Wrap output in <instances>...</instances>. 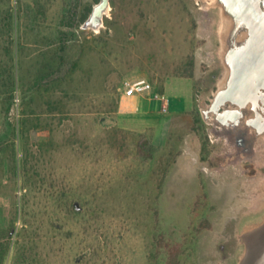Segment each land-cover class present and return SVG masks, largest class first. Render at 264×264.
<instances>
[{
  "label": "rangeland",
  "instance_id": "1",
  "mask_svg": "<svg viewBox=\"0 0 264 264\" xmlns=\"http://www.w3.org/2000/svg\"><path fill=\"white\" fill-rule=\"evenodd\" d=\"M235 1L109 0L76 28L66 15L98 3L0 0L4 264H157L162 233L183 264H254L264 45ZM137 77L171 96L169 112H129L123 82Z\"/></svg>",
  "mask_w": 264,
  "mask_h": 264
},
{
  "label": "trees",
  "instance_id": "2",
  "mask_svg": "<svg viewBox=\"0 0 264 264\" xmlns=\"http://www.w3.org/2000/svg\"><path fill=\"white\" fill-rule=\"evenodd\" d=\"M100 0H94V4L99 3ZM93 11V5L86 6L82 11L79 13L76 11L71 15H66L64 19V24L69 25L70 27H80L83 25L88 18L90 17ZM189 69H187L185 75L192 76L193 75V68H194V61H188ZM211 224L209 220L203 219L200 224V229L203 228H210ZM14 229V223L11 225L7 230H2L3 235H9L11 231ZM156 248L154 249V258L157 261V264H183L182 261V254L183 248L180 242H176L167 238L164 233L160 234L158 237ZM9 247L8 245L4 246L0 243V264H4L6 261V257L8 255Z\"/></svg>",
  "mask_w": 264,
  "mask_h": 264
},
{
  "label": "water",
  "instance_id": "3",
  "mask_svg": "<svg viewBox=\"0 0 264 264\" xmlns=\"http://www.w3.org/2000/svg\"><path fill=\"white\" fill-rule=\"evenodd\" d=\"M227 1H229L228 4L232 5V7L236 4L235 0H234V2L230 1V0H227ZM242 2H244L245 5H248L250 7V9L248 10L249 13L255 14V16L260 17V19L262 21V22L260 21L259 24H257L256 19L251 18V22H250V19L248 17L249 13L248 12L245 13V15H247V17H248V19L246 21H247V25L249 27L251 37H252V41H250V42H252V44H254L255 47H263V45H264V0H240L241 4H242ZM108 5H109V0H100V2L94 7V9H93V11H92V13L88 19L89 20L94 19V21H96V24H98L100 22V19L103 16L105 10L107 9ZM233 10H235V9L233 8ZM249 52H251L250 51V45H249V50L244 57V60H245L244 63L245 64L252 60L251 56H250L251 54ZM251 69H253V68L250 67V65H249L247 68L246 77L251 76ZM263 235H261L262 239H264ZM262 241L264 244V240H262Z\"/></svg>",
  "mask_w": 264,
  "mask_h": 264
},
{
  "label": "built area",
  "instance_id": "4",
  "mask_svg": "<svg viewBox=\"0 0 264 264\" xmlns=\"http://www.w3.org/2000/svg\"><path fill=\"white\" fill-rule=\"evenodd\" d=\"M123 87V96L140 95L157 101L161 113H167L171 109V96L165 92L155 90L152 83L145 77L126 79L123 82Z\"/></svg>",
  "mask_w": 264,
  "mask_h": 264
},
{
  "label": "crops",
  "instance_id": "5",
  "mask_svg": "<svg viewBox=\"0 0 264 264\" xmlns=\"http://www.w3.org/2000/svg\"><path fill=\"white\" fill-rule=\"evenodd\" d=\"M123 101H126L128 104V109L130 113H136L140 115H150L156 114L159 111L158 102L148 99L146 97L140 95H132V96H123ZM182 105V99L175 102L173 107L180 108Z\"/></svg>",
  "mask_w": 264,
  "mask_h": 264
},
{
  "label": "flooded vegetation",
  "instance_id": "6",
  "mask_svg": "<svg viewBox=\"0 0 264 264\" xmlns=\"http://www.w3.org/2000/svg\"><path fill=\"white\" fill-rule=\"evenodd\" d=\"M262 237L257 238L255 244L252 246L254 252V264H264V244Z\"/></svg>",
  "mask_w": 264,
  "mask_h": 264
},
{
  "label": "bare ground",
  "instance_id": "7",
  "mask_svg": "<svg viewBox=\"0 0 264 264\" xmlns=\"http://www.w3.org/2000/svg\"><path fill=\"white\" fill-rule=\"evenodd\" d=\"M240 6H241V5H240ZM89 22H90V21H89ZM224 25H225V24H224ZM226 25H227V24H226ZM224 31H226V30H224ZM224 31H223V32H224ZM222 35H223V34H222ZM263 236H264V235H263Z\"/></svg>",
  "mask_w": 264,
  "mask_h": 264
}]
</instances>
